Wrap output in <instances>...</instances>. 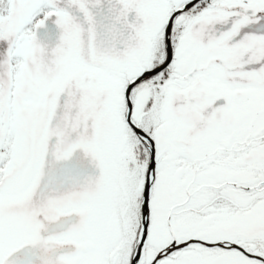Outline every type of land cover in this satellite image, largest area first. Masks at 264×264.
<instances>
[{
    "label": "snow or ice",
    "instance_id": "obj_1",
    "mask_svg": "<svg viewBox=\"0 0 264 264\" xmlns=\"http://www.w3.org/2000/svg\"><path fill=\"white\" fill-rule=\"evenodd\" d=\"M0 264H264V0H0Z\"/></svg>",
    "mask_w": 264,
    "mask_h": 264
}]
</instances>
